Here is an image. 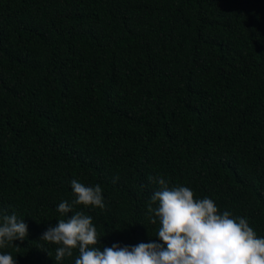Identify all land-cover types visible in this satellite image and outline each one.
Here are the masks:
<instances>
[{"label":"trees","instance_id":"obj_1","mask_svg":"<svg viewBox=\"0 0 264 264\" xmlns=\"http://www.w3.org/2000/svg\"><path fill=\"white\" fill-rule=\"evenodd\" d=\"M155 176L264 237V0H0V223L28 226L0 253L57 264L73 179L101 251L160 243Z\"/></svg>","mask_w":264,"mask_h":264},{"label":"clouds","instance_id":"obj_2","mask_svg":"<svg viewBox=\"0 0 264 264\" xmlns=\"http://www.w3.org/2000/svg\"><path fill=\"white\" fill-rule=\"evenodd\" d=\"M118 179L115 177L113 182ZM149 180L159 185L147 203V213L150 223L159 222L156 238L160 243L123 247L113 244L101 251L92 217L74 208L103 210L102 189L99 184L85 186L73 179L74 198L61 201L57 207L62 217L71 213V218L59 219L40 239L57 246V264L72 257L73 250H78L74 264H264V237L257 236L246 218L234 217L228 210L220 212L208 197L194 198L189 187L170 188L160 176ZM27 228L15 214L4 215L0 223V249L12 247L18 252L20 248L13 246V241H24ZM0 264H16V260L10 253H0Z\"/></svg>","mask_w":264,"mask_h":264}]
</instances>
